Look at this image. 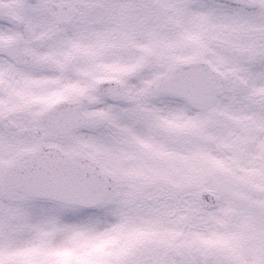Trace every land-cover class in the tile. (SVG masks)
I'll list each match as a JSON object with an SVG mask.
<instances>
[{"label":"snow or ice","instance_id":"obj_1","mask_svg":"<svg viewBox=\"0 0 264 264\" xmlns=\"http://www.w3.org/2000/svg\"><path fill=\"white\" fill-rule=\"evenodd\" d=\"M0 264H264V0H0Z\"/></svg>","mask_w":264,"mask_h":264}]
</instances>
